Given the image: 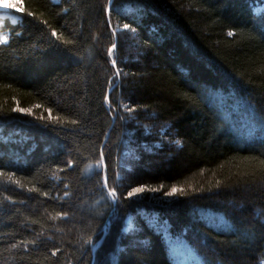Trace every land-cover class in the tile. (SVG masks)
<instances>
[{"label":"trees","instance_id":"1","mask_svg":"<svg viewBox=\"0 0 264 264\" xmlns=\"http://www.w3.org/2000/svg\"><path fill=\"white\" fill-rule=\"evenodd\" d=\"M259 5L21 0L0 16V264H178L180 245L264 264Z\"/></svg>","mask_w":264,"mask_h":264},{"label":"rangeland","instance_id":"2","mask_svg":"<svg viewBox=\"0 0 264 264\" xmlns=\"http://www.w3.org/2000/svg\"><path fill=\"white\" fill-rule=\"evenodd\" d=\"M3 2L8 4H13L15 5V7L9 9L0 8V16L11 18L13 21L18 20L20 17L19 13L21 11V6H20L21 0H3ZM262 8H264V5H259L257 7V9H262ZM5 36L7 37L8 40L7 34L0 33V40H2ZM100 242L101 240L98 242L95 248L100 244ZM171 253L175 257V260L178 264H196L194 262V260H196L195 254L185 246L180 245L178 247H172Z\"/></svg>","mask_w":264,"mask_h":264},{"label":"snow or ice","instance_id":"3","mask_svg":"<svg viewBox=\"0 0 264 264\" xmlns=\"http://www.w3.org/2000/svg\"><path fill=\"white\" fill-rule=\"evenodd\" d=\"M14 7H15V5L4 3L3 0H0V8L9 9V8H14ZM125 27L127 28L128 25H125ZM229 34L231 35V33H229ZM6 41H7V37L5 36L2 40H0V43L6 42ZM113 48H115V45H113ZM112 63L115 64L116 63L115 60H113ZM21 111H23V110L21 109ZM177 190L178 189L173 188V192H176ZM135 191L140 192V191H143V189L138 188ZM129 195H132V193H129Z\"/></svg>","mask_w":264,"mask_h":264},{"label":"bare ground","instance_id":"4","mask_svg":"<svg viewBox=\"0 0 264 264\" xmlns=\"http://www.w3.org/2000/svg\"><path fill=\"white\" fill-rule=\"evenodd\" d=\"M254 110V109H253ZM257 116V115H256ZM257 118H259V116L257 117ZM257 118H256V120H257ZM258 122H260V121H258ZM254 123V122H253ZM252 125V124H251ZM262 125V124H261ZM260 128V127H259ZM253 130V129H252ZM259 131V130H258ZM264 131V130H263ZM257 134V133H256ZM250 137V136H249ZM212 213V212H211ZM214 213H217V212H214ZM219 213V212H218ZM212 215V214H211ZM219 215H221V213L219 214ZM217 216V215H216ZM215 217V216H214ZM220 217V216H219ZM223 217H224V215H223ZM226 218V217H225ZM224 218V219H225ZM221 219V218H220ZM214 223V222H213ZM184 244H187L186 242L184 243ZM189 245V244H188ZM172 246V245H171ZM189 247H191V246H189ZM170 248V247H169ZM171 250V249H170ZM171 253V252H170ZM172 254V253H171Z\"/></svg>","mask_w":264,"mask_h":264}]
</instances>
